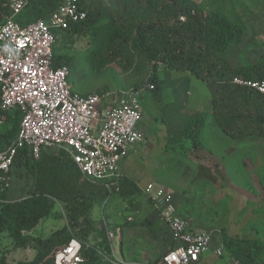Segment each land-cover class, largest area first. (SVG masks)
Here are the masks:
<instances>
[{
	"label": "trees",
	"instance_id": "1",
	"mask_svg": "<svg viewBox=\"0 0 264 264\" xmlns=\"http://www.w3.org/2000/svg\"><path fill=\"white\" fill-rule=\"evenodd\" d=\"M61 1L27 0L25 8L13 18L21 26H27L48 18ZM90 1L80 3L86 5ZM237 1L216 0L211 6L198 0H113V7L98 3L90 6L84 21L63 31L54 30L57 39L53 68L69 67L71 71L73 58L63 53V47L87 35L93 61L117 63L125 72L140 65V69H146L147 65L159 64L166 77L167 71H177L204 82L212 96L209 112L212 114H199L187 126L192 131L187 132L186 128V135L192 134L194 142L210 117L232 139L249 136L264 139V96L231 83L234 77L263 80L264 52L257 63L239 69L232 68L224 59L231 47L240 46L244 40L245 23L231 8ZM10 6V0H0V18L11 15ZM148 82L155 85L153 92L158 95L161 81L156 69ZM21 121L22 115L15 112L0 126V150L16 138ZM17 162L35 173V193L10 202L9 190H0V234L6 233L12 240V249L2 253L0 264H54L55 250L74 239L82 243L83 264H111L106 230L96 226L91 214L98 203L115 194L128 199L127 206H132L141 192L136 184L121 178L119 191L115 188L109 191L103 183L88 180L63 149L55 154L43 152L39 161L32 160L26 150L20 151L15 165ZM57 202L65 205L66 226L46 238L34 236L33 231L50 217ZM222 241L230 256L242 264H256L264 252L259 241L226 234L222 235ZM28 248L35 251L32 260L8 262V252Z\"/></svg>",
	"mask_w": 264,
	"mask_h": 264
},
{
	"label": "built area",
	"instance_id": "2",
	"mask_svg": "<svg viewBox=\"0 0 264 264\" xmlns=\"http://www.w3.org/2000/svg\"><path fill=\"white\" fill-rule=\"evenodd\" d=\"M26 5L27 0H12L11 15L0 18V126L15 112L22 115L16 138L0 150V190L10 189V174L20 151L26 150L32 160L39 161L43 152L56 148L63 149L88 180L119 191L122 160L133 145L144 140L141 97L144 91L155 90V85L118 93L114 102H108L114 93L82 95L74 91L68 82L70 68H53L54 30L84 21L88 9L80 0H62L48 18L23 27L13 17ZM231 83L264 96V79L234 77ZM143 192L169 226L175 242L159 264L198 263L211 249V234L189 229L165 187L151 183ZM105 229L115 252L116 232ZM81 251L82 243L74 239L55 250L54 264H83ZM223 253L217 251L219 256ZM231 264L242 263L233 260Z\"/></svg>",
	"mask_w": 264,
	"mask_h": 264
},
{
	"label": "crops",
	"instance_id": "3",
	"mask_svg": "<svg viewBox=\"0 0 264 264\" xmlns=\"http://www.w3.org/2000/svg\"><path fill=\"white\" fill-rule=\"evenodd\" d=\"M173 72L176 73L174 80H180L177 75L182 74V78L191 84H205L189 73ZM187 91L183 113H156L154 118L143 113L140 128L144 140L133 145L122 160V178L134 182L141 192L134 204L125 208L130 213L125 224L120 223L114 229L118 234L117 250L111 249L112 259L108 260L111 264H159L175 247L169 226L143 192L151 183L165 187L173 195L177 212L191 231L211 234L210 251L195 264L233 262L224 248L223 234L259 241L264 246V139L256 136L232 139L210 117L198 141L193 142L194 149L184 151L185 128L199 114H212L199 109L206 104L208 95H202V92L199 101V97ZM116 99L115 94L108 102ZM208 123L211 127L206 134ZM178 167L183 169L180 174ZM167 168L168 175L164 177L162 174ZM140 196H145L153 209L140 207L137 200ZM221 249L224 253L219 256L217 251ZM18 261L8 260L9 263ZM256 264H264V252Z\"/></svg>",
	"mask_w": 264,
	"mask_h": 264
},
{
	"label": "rangeland",
	"instance_id": "4",
	"mask_svg": "<svg viewBox=\"0 0 264 264\" xmlns=\"http://www.w3.org/2000/svg\"><path fill=\"white\" fill-rule=\"evenodd\" d=\"M212 1L216 0H198L199 3L203 5L209 4V6H211L210 3ZM10 2L12 3V0ZM98 3L114 6L113 0H91L84 6L89 9L90 6L94 7ZM231 8L245 23L244 40L240 46L231 47L224 55V59L232 68L239 69L245 67L247 64L253 65L257 63L264 52V0H239ZM74 41V44L68 43L66 47H63V53L73 58V62L70 65L71 75L68 82L74 91L82 95H87L91 92L118 94L130 90L136 85L146 87L149 84L148 79L150 75L156 69L161 81L160 93L156 95L153 91L146 90L140 100L143 113L148 117L154 118L156 113H183L182 106L187 97V90L191 91L196 98L202 92V95L204 93L208 95L209 98L206 100V104L202 107L199 106V109L206 113L207 111H211L212 96L209 90L206 89L205 84L203 86L199 84L201 82L191 84V82H187L185 78H182V74L177 75L180 80H174L173 78L176 73L173 71H167L166 80L164 68L159 64L147 65L146 69H140V65L139 68L134 67L128 72H125L117 63L110 64L108 62L93 61L92 57L89 56L90 44L87 35L78 37ZM181 73L184 74V72ZM200 100L201 98L199 97ZM198 103L199 105L201 104V102ZM188 110L191 111L190 107ZM206 126L205 130L207 134L211 123H208ZM186 131L191 132L192 129L187 128ZM186 131L183 133V137L186 139L183 146L185 147L184 151H189L194 149V138L190 133V136L186 135ZM206 144H208L207 140ZM57 150L56 148H50L45 151V154H55ZM182 171V168H177L179 174ZM259 173L261 175L263 171ZM166 175H168V168L164 169V173L162 174L164 177ZM10 178L11 187L7 195L8 201H21L35 193V173L32 170L28 171L22 165H18L17 162L12 169ZM231 179L234 180L232 175ZM137 200L140 207H143L144 210L145 208L153 209L148 204L145 196H140ZM127 204L128 199L115 194L105 199L102 203H98L94 207L91 217L97 227L105 229L107 226L115 231L116 227L121 225L120 223L125 224V218L130 214L125 210ZM66 219L65 205L57 202L50 217L47 220L41 221L32 234L46 238L57 229L65 227L67 223ZM116 235L118 236V234ZM11 246V238L6 233L0 234V256L3 252L12 249ZM123 252H125V249H123ZM34 254L35 251L28 248L8 252L7 256L10 262H14L18 260H30Z\"/></svg>",
	"mask_w": 264,
	"mask_h": 264
}]
</instances>
